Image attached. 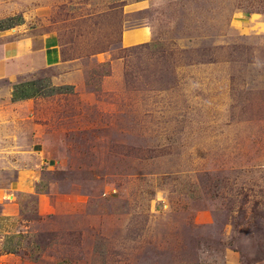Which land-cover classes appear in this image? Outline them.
<instances>
[{
    "label": "rangeland",
    "instance_id": "1",
    "mask_svg": "<svg viewBox=\"0 0 264 264\" xmlns=\"http://www.w3.org/2000/svg\"><path fill=\"white\" fill-rule=\"evenodd\" d=\"M0 24L61 49L0 102V264H264V0H0Z\"/></svg>",
    "mask_w": 264,
    "mask_h": 264
},
{
    "label": "crops",
    "instance_id": "2",
    "mask_svg": "<svg viewBox=\"0 0 264 264\" xmlns=\"http://www.w3.org/2000/svg\"><path fill=\"white\" fill-rule=\"evenodd\" d=\"M19 27L15 25L0 30V102L20 103L37 95V83L45 76L46 68L58 65L61 60L56 37L51 34L35 35L32 31L19 30ZM144 27L124 31L123 45L152 40L151 29L146 27L144 33ZM130 36L133 39L128 40Z\"/></svg>",
    "mask_w": 264,
    "mask_h": 264
},
{
    "label": "trees",
    "instance_id": "3",
    "mask_svg": "<svg viewBox=\"0 0 264 264\" xmlns=\"http://www.w3.org/2000/svg\"><path fill=\"white\" fill-rule=\"evenodd\" d=\"M2 27V24H0V28Z\"/></svg>",
    "mask_w": 264,
    "mask_h": 264
}]
</instances>
